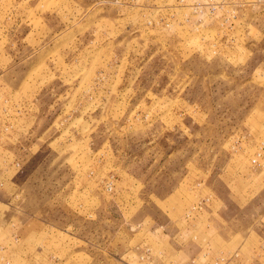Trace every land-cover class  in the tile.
<instances>
[{
	"label": "rangeland",
	"instance_id": "374dc122",
	"mask_svg": "<svg viewBox=\"0 0 264 264\" xmlns=\"http://www.w3.org/2000/svg\"><path fill=\"white\" fill-rule=\"evenodd\" d=\"M0 264H264V0H0Z\"/></svg>",
	"mask_w": 264,
	"mask_h": 264
},
{
	"label": "crops",
	"instance_id": "0c3cea01",
	"mask_svg": "<svg viewBox=\"0 0 264 264\" xmlns=\"http://www.w3.org/2000/svg\"><path fill=\"white\" fill-rule=\"evenodd\" d=\"M194 188V187H193ZM213 193V192H212ZM214 202H215V199H213V197L212 196H209L208 198H206V202H201L200 204H199V207H197L198 209H203L205 206V209H206V211L209 213V215H210V217H212V214H214L213 213V210H214V207H212V204H214ZM218 204H219V206H218V209H216V210H222V207H223V205H224V202H222L221 200H219L218 201ZM196 207H193V209H192V212L191 213H193V211H194V209H195ZM197 210V209H196ZM199 211V210H198ZM195 212H197V211H195ZM194 212V213H195ZM191 213H189V214H186L185 215V217H182L181 219H182V223H181V221L179 220V224H178V229H177V233L175 234V236H173V237H171V238H173V240H174V238H175V240L176 241H174V243H178L179 242V245H182V247L183 248H186L187 247V245H189L188 243H192V246H194L193 248H195L193 251H192V253H193V255H195V254H197V255H199L200 253H201V249H202V247L201 246H199V247H197V246H195L194 245V242H196V243H198L197 242V240H196V238H198L197 237V235L195 234L196 232H197V220H198V216H192V215H190ZM191 221V222H190ZM190 225H192L191 227H192V229L191 230H188V228H191L190 227ZM169 227V226H168ZM140 233V232H139ZM146 234V233H145ZM194 234V235H193ZM145 236V235H144ZM222 236V235H221ZM167 237H170V236H167ZM144 242L145 241H143V243H142V245H141V247H143V249H144V252H147V251H149V247H146L145 246V244H144ZM223 242H225V243H228L227 242V240L224 238L223 239ZM204 250V249H203ZM196 255V256H197ZM195 256H193V258H194Z\"/></svg>",
	"mask_w": 264,
	"mask_h": 264
}]
</instances>
